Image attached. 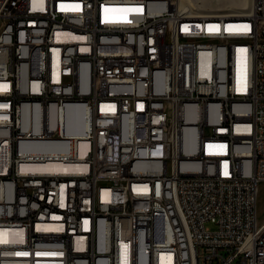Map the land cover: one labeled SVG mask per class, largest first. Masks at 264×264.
<instances>
[{
    "label": "built area",
    "instance_id": "1",
    "mask_svg": "<svg viewBox=\"0 0 264 264\" xmlns=\"http://www.w3.org/2000/svg\"><path fill=\"white\" fill-rule=\"evenodd\" d=\"M229 10L0 0V264H262L264 0Z\"/></svg>",
    "mask_w": 264,
    "mask_h": 264
},
{
    "label": "bare ground",
    "instance_id": "2",
    "mask_svg": "<svg viewBox=\"0 0 264 264\" xmlns=\"http://www.w3.org/2000/svg\"><path fill=\"white\" fill-rule=\"evenodd\" d=\"M218 5H227L230 8V12L233 13H246L250 8L251 0H216ZM13 25L12 16H0V34H8ZM73 122H68L67 131L74 133H81L83 129V121H76V128H73L75 125H72ZM80 147L83 146L84 141L80 139ZM196 140L187 141V149H195ZM52 148H38L34 149L35 151H46L51 150ZM36 167L42 169H65L68 170L70 167L61 165L56 162H46L44 164H37ZM141 183H148V176H141ZM143 191H152V184H143ZM8 231L5 229H0V244H3V240L8 238ZM262 237H264V229H262ZM71 262H78V255H71ZM262 264H264V257H262Z\"/></svg>",
    "mask_w": 264,
    "mask_h": 264
},
{
    "label": "rangeland",
    "instance_id": "3",
    "mask_svg": "<svg viewBox=\"0 0 264 264\" xmlns=\"http://www.w3.org/2000/svg\"><path fill=\"white\" fill-rule=\"evenodd\" d=\"M257 207H258V220L259 222H261L263 220V207H264L262 186L259 187Z\"/></svg>",
    "mask_w": 264,
    "mask_h": 264
},
{
    "label": "snow or ice",
    "instance_id": "4",
    "mask_svg": "<svg viewBox=\"0 0 264 264\" xmlns=\"http://www.w3.org/2000/svg\"><path fill=\"white\" fill-rule=\"evenodd\" d=\"M245 29L247 28V25L243 26ZM243 51H246V50H243Z\"/></svg>",
    "mask_w": 264,
    "mask_h": 264
}]
</instances>
